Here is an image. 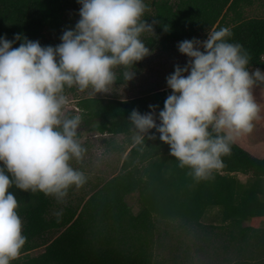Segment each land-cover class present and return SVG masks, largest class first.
I'll list each match as a JSON object with an SVG mask.
<instances>
[{
    "label": "trees",
    "instance_id": "obj_1",
    "mask_svg": "<svg viewBox=\"0 0 264 264\" xmlns=\"http://www.w3.org/2000/svg\"><path fill=\"white\" fill-rule=\"evenodd\" d=\"M145 3L142 19L158 21L155 34H141L152 52L176 50L184 39L206 38L208 30L226 26L231 31L228 39L249 54V69L264 70V16L246 15L248 8L264 7V0ZM79 8L78 0H0V36L12 40L19 33L42 46H55L65 29L74 28ZM143 60L131 69L137 70ZM116 68L121 84L125 68ZM74 91L73 86L65 88V94ZM171 91L166 84L130 99H78L88 131L125 136L122 145L113 137L104 141L118 152L121 166L110 178L93 182L87 177L79 195L76 187L69 188L71 198L62 203L43 192L11 186L27 240L10 264H203L199 259L204 257L214 258L215 264H264V226L245 225L264 219V159L231 141V151L222 156L223 166L209 178L195 180L188 168L178 166L155 129L149 133L155 138L133 139L131 111L146 113L153 105L158 113ZM135 193L140 204L136 213L127 203ZM215 207L221 209L222 224L204 223ZM39 249L43 251L32 254Z\"/></svg>",
    "mask_w": 264,
    "mask_h": 264
},
{
    "label": "clouds",
    "instance_id": "obj_2",
    "mask_svg": "<svg viewBox=\"0 0 264 264\" xmlns=\"http://www.w3.org/2000/svg\"><path fill=\"white\" fill-rule=\"evenodd\" d=\"M78 3V21L55 46L19 33L12 40L0 36V264H10L27 240L11 186L62 203L69 188L87 182L72 163L86 149L77 132L82 118L67 112L65 88L107 93L117 66H124L129 81L135 76L130 66L152 54L141 34L154 33L158 21L142 19L145 0ZM230 35L224 26L208 30L203 41L178 42L188 61L166 77L172 91L163 108L158 115L153 105L146 113L133 109L128 117L136 142L155 138L149 135L155 129L178 166L188 168L195 180L223 166L233 134L250 132L259 112L252 87L264 81V70L249 69V54Z\"/></svg>",
    "mask_w": 264,
    "mask_h": 264
},
{
    "label": "rangeland",
    "instance_id": "obj_3",
    "mask_svg": "<svg viewBox=\"0 0 264 264\" xmlns=\"http://www.w3.org/2000/svg\"><path fill=\"white\" fill-rule=\"evenodd\" d=\"M246 15L249 17L264 16V7L259 5L254 6L253 8H248L246 10ZM46 35H48L47 32ZM206 38L197 37L196 39L203 41ZM187 61L188 57L181 54L178 49L172 51L156 50L142 61V65H139L137 70L133 69L135 72L137 71L133 79L129 81L124 80V82L121 84H118L117 81H115L107 93H96L92 91L91 88L81 91L75 85H73L75 91L68 92L66 94L68 97L67 112L80 115L81 110L79 109L77 103L78 99H81L82 97L93 96L109 98L112 96H118L121 99H130L141 95L142 91L147 90L150 87H165L166 77L174 71V66L177 64L184 66ZM252 69L254 68H251L250 70ZM115 72L118 76L119 72L117 68H115ZM252 93L259 106V112L252 121L253 128L250 132H240L238 134H233L232 141H234L243 149H245V146L251 147L254 149V153H258L259 156H262L264 153V81H256L252 87ZM157 123H159L158 120ZM77 131L82 135L81 138L78 139L85 147L86 151L80 161L72 162L73 166L83 170L86 176L93 182L97 181V177L110 178L112 174L117 172L121 166L119 161L120 155L118 152L111 150L110 146H107V144L104 142L105 140L109 141L113 136L108 134L102 135L97 132L88 131L87 128L84 127L82 121ZM113 139L117 144L121 145L124 143V141H126L124 135L114 136ZM128 144L126 143L125 145L128 147ZM123 159L124 157L122 158V161ZM238 177L244 182L248 179L247 176L242 174H239ZM73 190L79 195V188H74ZM138 197V193L129 195L127 197V203L132 207L133 212L135 213L140 209ZM70 198L67 194L65 201L63 202H66V200ZM203 222L206 224H222L221 209L218 207L211 209L205 215ZM245 225L262 227L264 226V219H252L245 222ZM42 251L43 249H39L32 252V254L37 255ZM160 254L166 255V253L163 252ZM199 261H202L203 264H215L214 258L204 257L199 259Z\"/></svg>",
    "mask_w": 264,
    "mask_h": 264
},
{
    "label": "crops",
    "instance_id": "obj_4",
    "mask_svg": "<svg viewBox=\"0 0 264 264\" xmlns=\"http://www.w3.org/2000/svg\"><path fill=\"white\" fill-rule=\"evenodd\" d=\"M140 65H142V63H141ZM244 148H245L246 150H248L249 152H252V153H251L252 155H256V156H258V158H264V153L262 154V156H259L258 153H254V149H253V148L248 147V146H245ZM250 148H251V149H250Z\"/></svg>",
    "mask_w": 264,
    "mask_h": 264
}]
</instances>
